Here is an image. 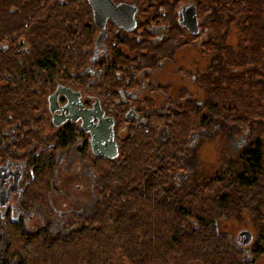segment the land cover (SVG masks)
<instances>
[{
  "label": "trees",
  "instance_id": "obj_1",
  "mask_svg": "<svg viewBox=\"0 0 264 264\" xmlns=\"http://www.w3.org/2000/svg\"><path fill=\"white\" fill-rule=\"evenodd\" d=\"M209 1L224 8L227 25L235 18L239 22L235 46L224 38L209 40L214 56L200 80L203 97L166 118L151 112L145 127H135L124 119L123 109L117 110L119 153L108 159L90 153L75 124H64L44 140L37 117L45 72L52 77L77 69L72 46L80 27L85 30V10L78 16L76 0L66 5L60 0H0V37L20 30L37 47L29 56H0V84H6L0 85V128L17 125L12 144L0 143V159L13 155L24 165L19 206L50 210L57 154L76 142L81 143L80 159L89 162L95 176L97 197L93 210L71 216L77 229L63 237H49L46 226L29 234L21 219L3 216L0 264H252L219 230L232 208L257 221L251 255L264 252V0ZM135 45L130 47H137V55L140 48L148 50ZM114 70L107 71L100 88L118 81ZM223 125L232 126L225 129L231 148L222 153L220 165L208 171L194 160L193 183L180 186L174 176L186 170L182 155L189 153L191 135ZM159 127L166 129V138L157 137ZM236 132L246 139L238 152L231 137Z\"/></svg>",
  "mask_w": 264,
  "mask_h": 264
},
{
  "label": "flooded vegetation",
  "instance_id": "obj_2",
  "mask_svg": "<svg viewBox=\"0 0 264 264\" xmlns=\"http://www.w3.org/2000/svg\"><path fill=\"white\" fill-rule=\"evenodd\" d=\"M71 1L60 0L63 5L69 4ZM76 1L78 16L82 17L83 10L86 12L83 19L85 30L80 27L77 34L78 39L72 46L74 52L72 61L75 62L77 69L70 68L69 74L59 71L52 77L49 72H45L42 90L38 91V95L43 101V108L37 117L41 119L44 140L66 123L75 124L83 131L80 120L66 119L60 126L53 124L52 113L48 108V97L58 87L77 93L84 109H91L97 102L104 112V116L113 118L114 128L115 116L119 109L124 110V119L135 127L147 126L151 112L166 118L170 114L183 111L188 102L200 100L204 95L200 80L208 74L209 64L214 56L209 46L210 38L217 37L218 40L224 38V43L227 41L230 45L235 46L236 41H232V36L238 35L236 29L238 30L239 20L235 18L227 25L228 16L224 8L216 7L215 3L211 4L209 0H108L109 16L102 26H99L95 21L94 11L88 0ZM216 23L219 25L213 27ZM132 24L133 27H131ZM82 31L85 32L84 35ZM103 32L104 38H98L99 34ZM135 43L140 44V47L148 46V50L140 48V55H137V47H130V45L137 46ZM34 46L36 45L30 44L24 32L13 30L10 37H0V56L7 55V53L11 59H16L18 54L22 57L29 56L32 54V50L37 48ZM61 46L59 44L58 48ZM116 56L121 61L120 63L115 62ZM114 66L117 67V70H114L115 73L119 74L118 81L107 90L100 88V80ZM0 83L3 82L0 80ZM67 103V95L60 92L57 96L58 107H63ZM128 111H133L130 113V119L125 117ZM55 113L61 116L68 115V111L62 113L59 109ZM46 125L52 129L49 136L43 134ZM217 128L221 130L223 128V134L221 133L220 136L225 137V129L232 128V126L223 125L221 128L214 127L213 130L215 131ZM124 129L125 127L122 130ZM210 130V128H205L191 135L188 143L189 153L186 152L182 155V162L186 170H182L174 176L180 186L187 187L193 183L192 165H187L186 157L187 155L189 158L191 157L194 142ZM83 132L89 146V135L85 131ZM234 134L236 133H233L232 138L235 142L241 141L242 144H245L244 137L240 136L235 139ZM16 136L17 125L0 128L1 145L12 144ZM114 136L119 153L121 131L116 133L114 129ZM157 137L166 138V129L159 127ZM76 143L81 144L80 142ZM239 149L240 146L234 143L233 151L238 152ZM66 152H72V149ZM78 155L79 152H76L75 156L78 157ZM19 162L16 157L11 155L5 162L0 159V166L10 163L9 170L12 171L16 167L15 164L17 165ZM23 167L24 165H22ZM11 181L10 178L8 183L3 185L4 191ZM21 187L22 181H20L18 189ZM18 192L11 194V202L14 199H19ZM13 205L14 209L9 206L4 210L0 209V219L4 216L8 217L10 221L17 222L21 219L25 223L22 217L26 213L16 207L14 202ZM50 211H52V205ZM3 223L1 221V225ZM3 238V229L0 227V262L5 250ZM239 247L242 250L246 249L242 246Z\"/></svg>",
  "mask_w": 264,
  "mask_h": 264
},
{
  "label": "rangeland",
  "instance_id": "obj_3",
  "mask_svg": "<svg viewBox=\"0 0 264 264\" xmlns=\"http://www.w3.org/2000/svg\"><path fill=\"white\" fill-rule=\"evenodd\" d=\"M236 36L235 34L232 36V41H236ZM220 132L222 130L217 128L215 131L211 129L201 135L193 144L191 157L187 156V165L192 164L195 160L196 163L200 164V168L208 171H212L213 168L215 170L220 165L222 153L231 148L225 141L229 136L221 137ZM51 133L52 129L46 125L43 134L49 136ZM240 136L244 137L243 142L245 143L244 133L236 132L233 137L238 139ZM234 143L240 148L245 145L241 141H234ZM78 146V143H76L73 147L59 151L57 154V161L60 163L51 198L52 211L44 210L39 206H34L28 212L24 211L26 214L22 218L25 221V229L29 234H33L40 226H46L49 229V237L67 236L77 229V225L71 222V216H74L75 213L81 215L93 210L94 203L97 201L92 189L95 176L87 160L83 161L79 157L75 159ZM71 149L73 152H66L71 151ZM13 202L16 207L20 208L18 199H14ZM13 202L9 204L12 209L15 208ZM244 229L252 233V242L244 246L246 249L242 250L243 257L248 260L251 259L252 264H264V252L255 256L251 255V248L257 241L258 235L255 219L232 208L219 224L220 232L226 234L233 243L239 242L238 232Z\"/></svg>",
  "mask_w": 264,
  "mask_h": 264
},
{
  "label": "water",
  "instance_id": "obj_4",
  "mask_svg": "<svg viewBox=\"0 0 264 264\" xmlns=\"http://www.w3.org/2000/svg\"><path fill=\"white\" fill-rule=\"evenodd\" d=\"M93 8L95 21L99 26L109 16L108 0H88ZM134 25L132 24L131 27ZM130 27V28H131ZM98 38H104V32L100 33ZM63 92L68 97V103L63 107H58L57 96ZM48 108L52 113L53 124L60 126L66 119L73 121L80 120V125L83 131L89 135V148L93 155L113 159L118 155V146L114 136V120L110 116H104V112L99 107L98 103H94L91 109H84L79 100V95L68 89H60L48 97ZM62 113L68 111V115L56 114V110ZM128 111L125 115L126 119H130ZM11 164L6 163L0 166V208H6L12 193L18 192V182L21 177L20 166L15 164V169L10 171ZM11 178V183L7 186L6 191L2 189L7 180ZM239 245H247L252 241V233L246 229L238 232Z\"/></svg>",
  "mask_w": 264,
  "mask_h": 264
},
{
  "label": "bare ground",
  "instance_id": "obj_5",
  "mask_svg": "<svg viewBox=\"0 0 264 264\" xmlns=\"http://www.w3.org/2000/svg\"><path fill=\"white\" fill-rule=\"evenodd\" d=\"M188 156V155H187ZM187 158V157H186ZM252 242V241H251ZM247 245H249V244H247ZM242 246H245V245H242Z\"/></svg>",
  "mask_w": 264,
  "mask_h": 264
}]
</instances>
